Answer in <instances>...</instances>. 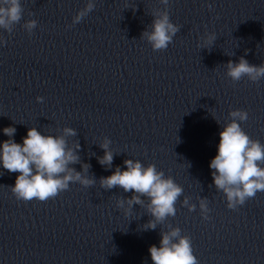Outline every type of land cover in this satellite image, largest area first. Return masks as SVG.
Here are the masks:
<instances>
[{"label": "water", "instance_id": "water-1", "mask_svg": "<svg viewBox=\"0 0 264 264\" xmlns=\"http://www.w3.org/2000/svg\"><path fill=\"white\" fill-rule=\"evenodd\" d=\"M87 2L20 0L21 21L11 33L0 29V143L8 126L21 144L31 127L53 136L71 127L77 135L67 144L79 142L96 179L23 201L10 190L19 173L0 165V264H152L149 248L159 247L168 225L190 237L199 264H264V192L229 209L209 167L232 110L247 111L242 129L264 144V78L233 82L225 67L241 57L264 63V14L232 0H169L180 30L154 51L141 34L163 10L159 0H93L94 10L73 25ZM28 20L37 21L31 34L22 26ZM206 33L216 34L213 45H204ZM106 137L114 154L107 170L97 160ZM126 159L155 164L183 188L176 215L155 230L143 229L151 219L145 206L127 215L117 207L131 192L100 186L116 166L126 170Z\"/></svg>", "mask_w": 264, "mask_h": 264}, {"label": "clouds", "instance_id": "clouds-1", "mask_svg": "<svg viewBox=\"0 0 264 264\" xmlns=\"http://www.w3.org/2000/svg\"><path fill=\"white\" fill-rule=\"evenodd\" d=\"M159 2L164 6L163 10L153 11L151 31L146 29L141 34L154 51L167 49L180 30V26L170 21L167 10L169 0ZM94 8L93 0H88L86 6L73 17L72 24L79 23ZM23 11L20 0H0V29L11 33L14 25L21 21ZM22 26L31 34L37 21L28 20ZM215 40V33H206L203 37L204 45H213ZM4 43L6 42L0 39V45ZM225 67L226 75L233 82L244 78L258 82L264 78V63L250 64L244 57L238 62L229 60ZM37 101L42 102L43 97H37ZM229 117L230 122L219 133L217 154L210 161L209 167L213 170L211 175L215 189L224 193L229 209H236L255 197L257 192H264V144L250 138L242 129L241 122L248 120L247 111L232 110ZM16 131L13 126L2 129L9 139L0 143V165L9 173H19L14 186L10 187L17 200L36 199L44 202L67 190L70 182H78L85 187L96 182L94 176L87 175L91 165L82 162L78 154L81 148L79 142L72 147L67 144V137L77 135L75 129L65 127L61 135L53 136L44 135L36 127H31L22 144L12 139ZM110 143L106 137L99 145L104 154L97 157L99 164L106 170L113 167L114 154L109 148ZM123 163L126 170L116 166L111 175L99 179L100 186L105 190L119 187L126 193H132L130 198L119 200L117 207L127 215L133 205L145 206L151 216L143 225L145 231L155 230L158 224L174 217L177 211L175 205L183 194V188L172 177H165L164 172L158 171L155 164L145 166L133 159H126ZM74 164H80L82 171L71 167ZM142 197L147 198L146 205ZM182 205L189 211L196 208L188 197H184ZM199 208L203 218L209 219L207 198L199 199ZM160 237L159 247L152 245L149 248L152 264H199L193 254L190 237L182 235L179 227L168 225V230L160 232Z\"/></svg>", "mask_w": 264, "mask_h": 264}]
</instances>
